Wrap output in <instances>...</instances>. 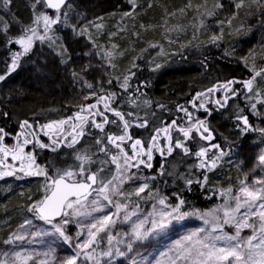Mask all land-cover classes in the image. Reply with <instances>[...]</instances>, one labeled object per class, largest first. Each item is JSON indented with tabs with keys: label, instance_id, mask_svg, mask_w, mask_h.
<instances>
[{
	"label": "trees",
	"instance_id": "trees-1",
	"mask_svg": "<svg viewBox=\"0 0 264 264\" xmlns=\"http://www.w3.org/2000/svg\"><path fill=\"white\" fill-rule=\"evenodd\" d=\"M148 1L154 3L157 0ZM160 1L164 3L162 19L161 17L155 19L157 16H152L153 20L141 25L125 13H131V15L135 13L134 5L142 7L144 0H138L135 4L130 0H79L78 15L84 22V19H87L90 20L87 23L99 22L103 25L102 18L112 13L116 15V22L124 28V39L119 42L120 48L115 52L114 57L110 59L102 56L100 51L104 47L97 41L103 43L105 33L103 30L99 32V27L94 29V35L91 33L90 41L85 40L86 34L66 36L63 44L58 45L60 52L66 59L78 62V65L67 70L55 62L47 63L49 58H33L32 55L33 66L20 68L2 81L4 97L2 105L8 110L7 116L51 103L58 107L62 104L66 110L71 111L77 101L81 100L80 97H83L77 88L86 86L90 82L85 75V67L97 66L108 59L115 64L113 75H117L118 72L123 73L120 70L126 72V69L131 67L137 69L143 67L137 73L135 70L131 71L135 73L134 81L137 79L142 91L151 87L156 92H160L159 98L163 101L162 104L164 103L162 114L165 113V123H171L173 120L177 122V125L182 123L186 116L185 112L180 110L183 107L187 109V112L191 111L196 120L200 117L204 119L208 129L212 127L223 130L226 137L232 139L229 141V139L216 138L215 144L219 145V149L212 151V155L208 157L209 161L216 159V167L211 171L197 169L196 178L192 179L193 183H187L190 178L185 180L165 177L164 180L163 174L157 177L156 183L165 184V197L170 205L174 207L182 199L185 203L181 206L180 212L203 211L221 204L225 200L224 196L227 195L228 189L237 191L241 185L240 182L248 177V171L251 169L253 172L259 167L257 157L264 142V134L256 130L242 131V122L238 121L237 117L234 118L233 113H227L225 108L217 104V100L209 89H225L224 85H227V88L231 86V89L239 87L242 89L239 91L240 99L246 95V92L244 86L238 81L250 78L252 74L250 69L253 64L257 68L264 67V0H243V6L240 8H237L236 4L241 0H182L184 3L181 4V11L185 10L184 12H188L189 15L188 17L179 15L173 20L168 17L176 12L172 3L178 4L180 1ZM217 3L222 7L217 8ZM229 20H231L230 24L227 22ZM221 21L224 23H220ZM154 23L159 27H165V36L174 40L177 44L176 50L184 49L186 57H196L191 53V49L196 47L202 49V55L210 54L208 58L210 62L202 60L205 64L199 63L196 67H181L177 71L168 70L165 74L154 77L151 73H147L146 62L138 59V56L153 37H149L143 29L153 26ZM169 29L173 31L169 32ZM136 31L140 35L138 38L133 37ZM176 31L177 34H175ZM213 35H219L222 38L212 42ZM176 37H179L177 41L174 39ZM98 45H101L100 50ZM12 49V45L6 47V40L0 34L1 75L7 71L10 59L8 57L13 52ZM89 51H92L93 57L86 56L90 54ZM200 78L208 79L209 86L202 87ZM230 80L233 83L229 84ZM257 81H260L259 86H262L261 82L264 80L258 78ZM209 93L212 96L208 101H204L206 99L204 97ZM198 100L204 101L205 110L200 112L194 110L193 101L196 103ZM227 106L229 107L230 104ZM257 109L260 115H253L247 110L243 112L253 129L264 128V118H262L264 117V106L258 104ZM126 118L129 120L128 116ZM186 121L188 123V118ZM147 126L149 132L156 128L151 127L152 120L150 119H148ZM231 129L235 132L233 137ZM172 134L181 135L176 130H172ZM193 136L194 139L190 140L192 149L205 147L198 133L193 132ZM193 143H196V146ZM221 151L224 153L223 156H219ZM3 171H14V174L0 176V235H2L0 242L5 233L10 232L8 229L13 227V220L17 222L21 213L34 212L29 209L36 205L35 202L43 191V184L40 180L28 177L20 169L0 167V172ZM205 175L207 176L206 182L204 181Z\"/></svg>",
	"mask_w": 264,
	"mask_h": 264
},
{
	"label": "rangeland",
	"instance_id": "rangeland-1",
	"mask_svg": "<svg viewBox=\"0 0 264 264\" xmlns=\"http://www.w3.org/2000/svg\"><path fill=\"white\" fill-rule=\"evenodd\" d=\"M175 2V0H172ZM178 4L172 3L173 9L176 10L175 13L172 15H168L170 20H173L176 16L185 17L189 15L188 12H184L185 10L181 11V4L182 0ZM185 1V0H184ZM78 2L79 0H69L67 3L71 5L70 8L65 7L61 10V22L57 25H53L52 28L49 30L47 37L44 41L36 40L33 44L32 49L27 53L30 55L26 57L25 55L21 56L18 60V64L16 68L11 71V73L16 72L18 69L28 66H33L34 63H31V60L34 57L40 58H49V62H57L54 59L57 53H60L58 42L64 39L66 36H77L83 30V34H86L84 37L86 41H90L92 37L91 33L97 25H99V32L104 31L105 40L103 43L97 41V43L102 44L104 48L100 51L102 56L105 58H113L115 52L120 48L119 42L124 39V28L120 27L118 22H116V15L110 13L109 15L102 18L103 25L99 22L87 23L90 20L83 19L78 15ZM138 0L135 1L137 3ZM36 3V0H11V3L8 4L7 8L3 5V0H0V34L6 40V47L12 45L13 52L9 55V64L6 68V73L2 75H6L8 77V70L12 66V55L18 51H21V48L17 44H10L9 40L19 37L23 29L28 27L32 24L35 14H39L42 12H46L50 16H54V12H50L47 8L43 6V4H36V7L33 8L32 5ZM184 3V2H183ZM151 5V7H149ZM164 3L160 0L155 1L154 3L149 2L148 0H144L143 6L141 5H134V9L136 10L135 13L130 15V18L133 20L138 21L141 25L150 22L153 20L152 16H157L155 19H158L164 15L163 10ZM153 7V8H152ZM148 11V9H151ZM180 10V11H177ZM67 13L65 16L64 14ZM176 14V15H175ZM175 15V16H174ZM167 17V18H168ZM165 20V17H164ZM90 24V25H89ZM153 24V26H148L146 28H142L146 31L147 35L152 36V34H160L162 27ZM5 25H7V29L5 30ZM138 27V25H137ZM144 27V26H143ZM40 34H43V29H39ZM173 31V29H169V32ZM139 32L133 33V37L138 38L140 35ZM174 33V32H173ZM82 34V35H83ZM166 34V33H165ZM163 35V43L159 45L155 43L150 45L148 49L142 50L138 59H143L146 62L145 68L147 73H151L154 76L165 74V71L173 70L177 71L181 67H193L199 63H202V60L206 62L209 61L210 54L202 55V49L192 48L191 53L195 54L196 57L188 58V57H177V52L175 51L176 45L172 38ZM177 34V31L175 32ZM94 35V34H93ZM90 37V38H89ZM166 37V38H165ZM155 37H153V40ZM179 39V37L174 38ZM52 44V48H49L47 45ZM63 44V41H62ZM108 44V46H107ZM57 45L58 48H57ZM15 46V47H14ZM98 49H101V45L97 46ZM46 48H49L47 50ZM90 54L86 55L88 58L93 57L92 51H89ZM107 52H111L112 56L108 57L104 55ZM34 57H33V56ZM33 57V58H32ZM203 57V58H202ZM108 59V63L110 62ZM46 62V61H45ZM202 64H205L204 62ZM39 69L41 67H38ZM72 68V67H71ZM114 68V67H113ZM113 68L110 70V74L113 71ZM141 68L131 67L129 69L120 70L123 73H117V75H110L112 78L113 87L116 89L115 98L112 99V102H115L118 95L120 96V103L118 104L119 108H122L123 112L131 113L132 115L130 118L134 119L135 122L150 119L152 120V128L158 129L163 128V126H167L170 123H165L163 126H160V119L162 118V100L159 98L160 92H156L153 88L147 87L144 91L141 90V86L139 83L134 81L135 73L141 71ZM135 70L134 72H131ZM10 73V74H11ZM156 74V75H155ZM129 77V87L127 90L122 88L120 85L123 83L124 77ZM108 78V77H107ZM201 79V86L206 87L209 86L208 79ZM151 81V80H150ZM259 82L257 81L256 86L260 88H264V82L262 86H259ZM2 81H0V123H9V124H16L17 127L20 124V121L24 118L30 117L32 122L40 123L44 121L45 124L57 121L66 110V107L61 104L60 107L51 104L39 106L33 110H26L24 112H15L12 115H4L7 113L8 110L6 107L2 105V100L4 101V97L2 95ZM242 90L241 88H233ZM225 90V89H224ZM218 89L217 91L220 93H216V91H212L216 100H220L224 106L223 108L226 109L227 113H233L234 118L237 115H240V110L243 109L247 110L248 112L252 113L249 107V103L246 100V95L239 99V94L237 96H232L231 91H227V104L224 103L225 98L223 96L224 92ZM91 91V90H90ZM145 92V93H144ZM80 97L81 100L92 98L90 94H83ZM212 94L209 93L205 96L204 101H208L209 97ZM78 99V98H76ZM86 100H82L85 102ZM134 101V103H133ZM203 100L196 101L195 106L196 108L202 109L200 107L201 104L204 105ZM77 101L75 105L74 111L70 116H73L81 109L80 104ZM125 103V104H124ZM230 106L228 107L227 105ZM192 105V104H191ZM77 107H79L77 109ZM165 108V107H164ZM165 111V110H164ZM192 117L196 121V118L193 116L191 111ZM243 114V113H242ZM134 117V118H133ZM264 118V117H262ZM42 119V120H38ZM187 116H185L184 121L179 123L178 126L181 127H188L190 123H186ZM44 124V125H45ZM230 128V126H229ZM263 128V127H260ZM214 131V137L211 141H204L205 147H210L211 144H215L218 138H222L224 140L232 139L226 137L223 130L209 128ZM233 131L232 129L230 130ZM155 133V130H154ZM232 137L235 135V132H232ZM206 134V133H205ZM171 135L173 137V143L175 142L176 138L179 137L183 140L182 134L178 136H174L171 131ZM100 141V143H97ZM72 142V141H71ZM185 146L188 147L193 155H184L182 150L175 149L171 155H167L165 152V163L163 169L159 168V171L151 176H141L140 172H137L132 167H128L126 171L118 170L115 163H112V159L109 160V154L107 150L109 148L106 147L104 141L101 137L98 140L95 139H84L83 142L74 150L70 152V154L64 157V163L60 168V172L62 173L65 170H71L74 173H79L81 167H83L84 171L82 174L87 175L90 173L89 170H94L99 177V184L95 188L93 192H91L86 199L80 200L79 204L74 206V209H66V211L70 214L67 217H62L59 220L52 221V224L42 221L37 215L36 212H29L21 219H17V222L13 220V227L9 228L8 231L10 232L5 233L2 241L0 242V261H4L5 264H24L23 257L30 256L31 259L27 260V264H61V262L70 255H73L76 249L75 245L77 243H83V241L88 239L87 236V225L94 222V218H98L104 214L112 215L113 220L115 221L108 229L104 232L98 233L96 239L92 245L83 251H87L93 259H85L83 255L79 258V264H96L99 261V264H184L183 261L176 259V251L173 247L176 240L181 239L182 237L195 232L197 229H204V232H200L196 237H193V241L195 240H203L207 237L208 233L212 231L214 223L223 224V217L224 212L221 206L225 207H234L235 201L231 199V197L235 196L238 192L234 189L231 192H228L225 197V200L222 201L221 204L218 206L212 207L206 210H197L200 213H205L213 209H219L216 212V216L219 217V220L213 221L212 217H206L209 220V223L205 224L204 220L201 219L197 215H190L186 216L183 220H172L169 224L168 228L166 229L165 233L159 235H150L148 238L143 240H137L132 232V226L135 223H138L141 220H145L147 218V222L144 224L143 229L141 231L150 229L152 227V220L159 219L156 215H149L150 213L159 212L163 205L159 204V199L167 198L165 197V190L164 186L160 185V183H156L157 177L161 176L163 173L164 180L166 178H173V179H188L192 180L196 178L195 171L200 169L198 167L200 160L197 158L194 153L199 149L195 150L196 148L192 149V142L190 144L189 141H185ZM194 144V143H193ZM196 144V143H195ZM194 144V146H196ZM198 144V143H197ZM104 148L106 151H101ZM264 149V142L258 152V155L261 153V150ZM212 149L208 153V157L212 155ZM78 156H87L89 159L87 160H79L77 159ZM113 157V156H112ZM111 157V158H112ZM13 163H17V161H12ZM120 163V161H118ZM121 164V163H120ZM15 167L20 168V163L14 165ZM37 167L33 166V171H37ZM39 170V169H38ZM87 170V171H85ZM81 173V172H80ZM29 177H33L34 175H28ZM42 179L40 181L42 184L46 182V176L40 175ZM117 177L116 180L113 181V184L119 189V192H122L123 195L110 192V198L113 200V204H108L107 201L103 200L102 196H98L97 189L101 186L100 182L103 180L107 182L111 180L113 177ZM128 177H131L129 179ZM246 178V177H245ZM264 179V166H259L253 172L250 169L248 171V177L244 179V181L249 184L250 186L253 184L255 180ZM123 180V183H121ZM147 184L148 187L145 189L144 192L140 193L139 196L136 195V191L138 188L142 187L143 185ZM241 186V185H240ZM239 186V187H240ZM45 184L44 193L48 191V187ZM259 187V185H257ZM45 195V194H44ZM96 200L98 201L97 204H93L92 202ZM119 203L121 205H125L126 207L122 208L119 214H116L115 204ZM37 204V203H36ZM166 204H169L168 199H166ZM93 208H101L102 211H93ZM166 211H171V208H166ZM74 211H78L80 215H73ZM244 211L243 209L241 210ZM132 212H135L136 215L131 216V219L126 221L124 220L125 215H131ZM196 211H188V212H181V213H192ZM177 215V214H174ZM239 214H237V219H239ZM63 219H68L69 223L63 225L65 235L72 238L71 243L65 242L62 237L59 236L58 233H54V225L62 224ZM12 220V219H11ZM26 221H31V223H26ZM10 222V220H9ZM252 223L256 228L260 227V221L253 218ZM10 226V225H9ZM40 233V235H36ZM77 233H81V235L77 236ZM236 228L234 224H224L222 229H217L214 233L215 235L227 234V235H235ZM241 237H247L252 235V229H244L241 232ZM22 236L24 239L16 240L15 237ZM2 237V235H0ZM103 238V241H101ZM12 240V243H5V241ZM217 246H224L225 241H217ZM129 245H131V249H129ZM19 252L21 254V258L17 259L15 253ZM110 252L111 255H104V253ZM7 253V255H5ZM119 253H124V255H120Z\"/></svg>",
	"mask_w": 264,
	"mask_h": 264
},
{
	"label": "snow or ice",
	"instance_id": "snow-or-ice-1",
	"mask_svg": "<svg viewBox=\"0 0 264 264\" xmlns=\"http://www.w3.org/2000/svg\"><path fill=\"white\" fill-rule=\"evenodd\" d=\"M131 3L135 4V0H130ZM11 3V0H3V5L7 8L8 4ZM36 4H43V6L47 9L54 10L55 15L50 16L46 12H42L34 15V19L32 24L23 29L22 34L9 40V43L17 44L20 46L21 51H18L12 55V66L8 70V74L13 71L17 64L18 60L21 56L27 54L33 47V44L36 40L44 41L47 37L49 30L53 25H57L61 22V10L65 7L70 8L71 5L67 3V0H36V3L32 5L33 8L36 7ZM243 6V0L240 3L236 4L237 8ZM151 7V5H149ZM217 8L222 7L219 3L216 5ZM65 16L67 13L64 14ZM125 15H131V13H125ZM2 19V18H0ZM229 24L231 20L227 21ZM220 23H224L221 21ZM97 27H100L97 25ZM43 29V34H40L39 29ZM7 29V25H5V30ZM83 34V30L81 33ZM222 37L219 35H213L211 37L212 42H216ZM66 51V50H65ZM104 55L111 57L112 53L107 52ZM247 66V65H246ZM251 76L249 79L244 81H238L244 86V89L247 91L246 100L249 103L250 110L253 115H260V112L257 109V105L264 106V88H260L256 86L258 78L264 80V67L257 68L255 64L252 65ZM75 75V73H73ZM6 79V75H0V81H4ZM109 84L112 83L111 80L108 81ZM229 84L233 83L232 81L228 82ZM125 90L129 87V77H124L123 83L120 85ZM88 88H93L92 84L87 85ZM227 88V85H224ZM213 91V89H209V92ZM232 96H237L239 94L238 89H230ZM95 95V93H93ZM202 95V94H198ZM115 98V93L108 94L104 97H100L97 99V104L101 101H104V107L106 110L113 113L115 117H118L119 120L123 123V134L121 135H109L107 136V140L109 143L115 145V147L119 150V156H113L112 163H115L118 170L126 171L128 167H139L140 164H144L146 167L151 168L153 165L151 163L153 159V151L159 152L162 156L171 155L175 149L182 150L184 155H193L191 150L185 146V141H189L194 139L193 132L199 133L200 138L205 141H211L213 139L212 133L208 130L205 125V121L196 120L195 122L190 123L188 127H181L177 125V122L173 120L170 124L163 128L155 129L156 135L152 137V142L145 148L144 143L140 139L133 140L131 135L128 132V129L132 126L129 123V120L125 119L126 116H131V113H122L110 107L109 101ZM87 99V97L85 98ZM227 102V98H225L224 103ZM134 103V101H133ZM217 104L224 106V104L220 101H216ZM195 107V104L193 105ZM201 108H204V105H200ZM96 108L95 104H90L87 108L81 107L80 111L75 114L74 117H69L67 120L54 121L42 126V128L48 129V132H45V135H49V132H59L63 131V125L71 124L73 120L79 121V125L72 124L73 132L72 142L68 145L72 147L77 143V136L83 135V132L76 133L75 130L79 126L83 127L85 123H88V116H84L81 113L87 111L89 115H98L103 118V123H96L94 120L92 121L93 125L103 130L104 126L109 123H116L115 120H109L108 117L97 109L96 112H92V109ZM181 111L185 112L188 120L191 122L193 117L191 113L187 112V109L181 107ZM240 115H237V120L242 122L243 129L242 131L247 132L250 130H256L264 134V128L253 129L249 124L248 117L243 115V109L240 110ZM7 115V113H4ZM147 120L143 123L137 125L138 127H146ZM21 129L30 128L28 121L25 120L20 125ZM203 129V131H201ZM176 130L178 133L182 134L183 140L177 137L175 142L173 143V137L171 135V131ZM206 133V134H205ZM163 134L165 139L167 140L166 147H159L157 141L159 136ZM9 135L4 132L3 128H0V166L5 168L13 167L6 163L8 158H11L12 161H18L20 163V171L24 172L26 175H44L47 177V173L44 169L40 168L38 171H33V166L35 165V156L30 152H25V147L32 143V141L28 139H23L21 141V136L23 133H18L15 137L16 143L12 146H9L4 143L5 137ZM131 142V150L132 155L129 156L127 152L124 151L122 145L126 142ZM39 143V141H37ZM100 143V141H97ZM40 147H48V145L39 144ZM212 149H219L218 144H211L210 147H200L198 151L194 153V155L199 158L200 163L198 165L201 169H207L211 171L216 167V159L211 161L208 160V153ZM101 151H106V149L102 148ZM224 153L221 151L219 156H223ZM141 156H146L147 161L140 159L139 163H130L132 161L137 160V158ZM79 160H87L89 159L87 156H78ZM123 160V164H120L118 161ZM219 159V157H217ZM259 166H264V149L261 150V153L257 157ZM38 167V166H37ZM161 169H163V165H161ZM84 169L81 167L80 172L83 173ZM14 171H3L0 172V176H10L13 175ZM77 173H74L71 170H65L62 173H57V178L53 179L49 177L50 183L48 184L49 193L45 196V198L30 208V211H34L38 214L39 218L45 220L47 223L52 224V221L57 216L67 217L70 214L65 211V209H74V206L79 204L81 198L86 199L90 194L89 189L92 188V185L97 182V175L95 173L88 175L86 177L87 181L90 183L77 182L74 177ZM131 179V177H128ZM117 177H113L111 180L104 182L103 180L100 182L101 186L96 190L98 196H102L104 201H107L108 204H113V200L110 198L109 193H117L123 195L122 192H119V189L113 184V181L116 180ZM71 181V182H69ZM204 181H207V176H204ZM199 182V181H197ZM123 183V180H121ZM188 184L193 183L192 180H187ZM241 186L238 189V192L235 196L231 197L232 200L235 201L234 207H225L221 206L224 212L223 224L214 223L212 231L208 233L207 237L203 240H195L193 241V237H196L200 232H204V229H197L195 232H192L179 240H176L173 247L176 251V259L183 261L184 264H264V179H258L253 182L250 186L245 181H241ZM259 185V187H257ZM148 187L147 184L138 188L136 191V195L139 196L140 193L144 192ZM231 192V189L227 190ZM167 198L159 199V204L163 205L159 212L150 213L149 215H156L159 219L152 220V227L150 229L141 231L143 229L144 224L147 222V218L145 220H141L138 223H135L132 226V232L137 240H143L148 238L150 235H159L165 233L169 224L172 220H183L186 216L197 215L201 219L204 220L205 224L209 223V220L206 217H212L213 221L219 220V217L216 216V212L219 209H213L205 213H200L198 211L192 213H181L180 208L185 203L184 200H179V203L174 207L170 204H166ZM93 204H97L98 201L94 200ZM116 214H119L120 210L125 205H121L116 203ZM166 208H171V211H166ZM244 210L243 212L241 210ZM93 211H102L101 208H93ZM73 215H80L78 211H74ZM177 214V215H174ZM237 214H239V219H237ZM136 215L135 212H132L131 215H125V222L131 219V216ZM253 218L260 221V227L256 228L252 223ZM26 223H31V221H26ZM69 223L68 219H63L62 224L54 225V233H58L60 237L63 238L65 242L71 243L72 238L65 235L63 225ZM115 221L113 220L112 215L104 214L98 218H94V222L87 225V236L88 239L83 241V243H77L75 245L78 251H75L73 255L65 258L61 264H79V258L81 255L87 259H93V257L87 252L83 251L88 249L92 243H94L96 236L100 232H104L108 229ZM224 224H234L236 228L235 235H215L214 233L217 229H222ZM244 229H252V235L247 237H241V232ZM36 235H40L37 233ZM81 235V233H77V236ZM16 240L24 239L22 236L15 237ZM225 241L224 246H217V241ZM5 243H12V240L5 241ZM129 249H131V245H129ZM120 255H124V253H119ZM7 255V253H5ZM104 255H111L110 252L104 253ZM17 259L21 258V254L19 252L15 253ZM31 259L30 256L23 257L24 264H27V260ZM0 264H5L4 261H0ZM99 264V261L96 262ZM175 264V261H173Z\"/></svg>",
	"mask_w": 264,
	"mask_h": 264
},
{
	"label": "flooded vegetation",
	"instance_id": "flooded-vegetation-1",
	"mask_svg": "<svg viewBox=\"0 0 264 264\" xmlns=\"http://www.w3.org/2000/svg\"><path fill=\"white\" fill-rule=\"evenodd\" d=\"M230 89H231V86L229 88H225L224 91H226V92H224V94H223L224 98H226V93ZM217 90L218 89H215L214 91H216V93H220ZM90 104L96 105V108L92 109L93 113L96 112L98 109L99 111L104 112V114L108 117V119L110 121L115 120L116 123L106 124L104 126L103 130H101V129L96 128L92 123L93 120L96 123H103V118L101 116L89 115V113L87 111L81 113L84 116H88V123H85L82 128H80L79 126L76 128L75 132L79 133L82 131L83 135L77 136V143L74 144L72 147L68 146L71 143L72 135L74 134L73 127L71 125L72 124L79 125V123H80L79 121L73 120L71 122V124H65L62 126L64 129L63 131H59L58 133L57 132H49V135H45V132H48L49 130L42 128V126L45 124L44 121H41L40 123L32 122L30 117L22 119L20 121V124L18 127L16 124H14V122L12 125L9 123H4V122L0 123V128H3L4 132L9 134L5 137V140H4L5 144H7L9 146L14 145L16 143L15 137L17 136L18 133H23V135L20 138L21 141L23 139H28V140L32 141V143L28 144L25 147V152H30L32 155H34L35 156V166L36 167L38 166L37 167L38 169H40V168L44 169L47 173L46 182L43 184V187H42L43 191L41 190L42 193L39 195V198L37 199V201L35 203L42 201L45 198V196L49 194V190L44 193L45 184L48 186V184L50 183V180L48 178L49 177H51L53 179L57 178V173L60 172V168L62 167V164L64 163V157L67 156V154L69 155L72 150L77 148L83 142L84 139H90L91 138V139H95V142H96V140H98V138L101 137L102 140L104 141V144L106 145V147L109 148V150H107V151H109L108 152L109 160L111 159L112 156H119L120 155L119 150L115 147V145L109 143V141L107 140V136L123 134V123L119 120L118 117H115L112 112L105 109L104 101H101L99 104H97L96 100H92L89 103L85 104L84 108H87V106ZM109 104H110L111 108H113L117 111H120L122 113H125L122 111V108H119V106H118L119 101L118 100H116L115 102H112L110 100ZM193 105H194V101H193ZM193 108H194V110H197L199 112L202 110H205L204 108H202V109L196 108V106L195 107L193 106ZM74 109H75V107H74ZM74 109H72L71 111L66 110L65 113H63L64 115H62L59 119H57V121L67 120L69 117H74L75 114L73 116H70V114H72V111H74ZM79 111H80V109L78 110V112ZM125 119H127V118L125 117ZM25 120L28 121V123H29V125H31V127L21 129L20 125ZM38 120H42V119H38ZM146 120L148 122V119H146ZM198 120L204 121V119H201V117ZM144 121L145 120H143L142 122H140V121L135 122V118L134 119L130 118L129 123L132 126L128 129V132L131 135L133 140L140 139L144 143L145 148H147L148 145L152 142V137L154 135H156V132L154 133V130H150L151 132H149L147 130L148 129L147 125H146L147 126L146 129H145V127L141 128V127L137 126V125L143 123ZM189 122L190 121L188 120V123ZM164 124H165V120H163L160 123V126H163ZM163 127H165V125ZM201 131H203V129H201ZM37 141H39V143H37ZM40 143L48 145V147L42 148L39 146ZM157 143H158L159 147H162V148L166 147L167 140L165 139L163 134H161L159 136ZM122 147H123L124 151L128 153L129 156L132 155L131 142L130 141H126L122 145ZM152 155H153V159H152L151 163L153 166L151 168L146 167L144 164H140V166L138 168L137 167H132V168H134V170H136L137 172H140L141 176L147 177V176H151L153 174L156 175V173L159 171V168L161 167V165H163V167H164L165 155L162 156L157 151H153ZM140 159L147 161L146 156H141V157L137 158V160L132 161L130 163H139ZM119 161L121 164H123L122 159ZM6 163L9 165H12L14 168H18V167L14 166V165L18 164V161H17V163H13L11 158H8ZM0 167H3V166H0ZM18 169H20V168H18ZM38 169H37V171H38ZM85 171H87V170H85ZM89 171H90V173H88L87 175H84L80 172L77 173V175L74 177V179L77 182L90 183L89 181H87L86 177L88 175L95 173L97 175V182L95 184H93L92 188L89 190V193H91L98 186L99 177H98V174L94 170H89ZM33 178L38 179V180L42 179V177L40 175H34ZM69 182H71V181H69ZM83 199L84 198H81V200H83ZM65 211H66V209H65ZM36 215L38 216L37 213H36ZM42 221L46 222L45 220H42Z\"/></svg>",
	"mask_w": 264,
	"mask_h": 264
},
{
	"label": "bare ground",
	"instance_id": "bare-ground-1",
	"mask_svg": "<svg viewBox=\"0 0 264 264\" xmlns=\"http://www.w3.org/2000/svg\"><path fill=\"white\" fill-rule=\"evenodd\" d=\"M159 29H160V27H159ZM160 30H161L160 34L152 35L153 37H155L154 38L155 40H153V37H151V39L149 40L148 45H147V47L145 49H148V47H150V45H153L155 43H158L159 45H162V43H163V38L162 37L165 34V27H162V29H160ZM62 41H63V39L61 41L57 40L56 43L58 42V44L60 45L62 43ZM52 44L53 43H51V44H49L47 46L49 48H52ZM139 45H141V44H139ZM49 48H46V49L49 50ZM183 50L184 49H182L181 51L175 49V51L181 52L180 54L177 53V55H178L177 57H179V58L180 57H186L185 53L183 52ZM54 57H55L54 59L57 60L56 63L59 64L63 68H67V70L68 69L71 70L73 67L78 65V62L76 63V62H73L72 60L66 59L62 54L57 53V51H56V56H54ZM34 58H37V57H34ZM38 58H40V57H38ZM119 59H121V57H119ZM108 61L109 60H106V61H104V63L99 64L97 66L85 67L86 68V72H85L86 74L85 75L88 78L87 80H90V82L89 81H86V82H89V84H92L93 88L90 89L86 85V86H83V87H78L77 91L79 92L80 95H83V94H86V93L90 94V95H92V98H90V99H82V100H86L85 102H82V103H81L82 100H79L78 101L79 102L78 104H80L79 107L89 103L92 100H96L97 101V99L100 98V97H104V96H106L108 94L116 92V89L112 86L113 83H111V84L108 83L109 80L112 81L113 77L111 78V76L113 75V73H111L112 74L111 75L110 74V70L115 66V64H113L111 61L108 63ZM183 67H186V66H183ZM145 70H146V68H145ZM146 72H147V70H146ZM213 88H215V86ZM220 90L223 91L224 89H220ZM93 93H95V95H93ZM117 97H119V98H117L115 100H118L119 103H120V96L118 95ZM79 107H77V109ZM72 109H74V107H72ZM164 110H165V108H164ZM164 114H162V118L160 119L161 122L163 120H165V115ZM128 117L130 119V116H128ZM208 130H210V129H208ZM210 131H212L213 134H214L213 130H210ZM25 214L21 213L18 219H21L23 217V215H25Z\"/></svg>",
	"mask_w": 264,
	"mask_h": 264
},
{
	"label": "water",
	"instance_id": "water-1",
	"mask_svg": "<svg viewBox=\"0 0 264 264\" xmlns=\"http://www.w3.org/2000/svg\"><path fill=\"white\" fill-rule=\"evenodd\" d=\"M69 0H67V2H68ZM50 12H54V10H51V9H48ZM232 81V80H231ZM210 131V130H209ZM211 133H212V136L214 137V134H213V132L212 131H210ZM93 186V185H92ZM90 190V189H89ZM50 194V193H49ZM62 216H57V217H55L54 219H53V221H56V220H58V219H60Z\"/></svg>",
	"mask_w": 264,
	"mask_h": 264
}]
</instances>
